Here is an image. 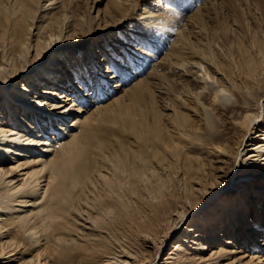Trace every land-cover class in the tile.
<instances>
[{"label": "bare ground", "instance_id": "bare-ground-1", "mask_svg": "<svg viewBox=\"0 0 264 264\" xmlns=\"http://www.w3.org/2000/svg\"><path fill=\"white\" fill-rule=\"evenodd\" d=\"M42 1L0 0V87L12 80L21 83L6 92L4 102L0 99V257L23 246L21 253L29 256H22L20 264H106L120 253L127 258L122 264H153L170 235L184 227V238L169 242L173 248L162 264H264V258L255 256L243 261L248 256L245 247L264 249L260 216L264 194L257 193L264 192V103L252 90L241 89L234 77L254 75L264 62V42L256 34L251 38V48H258L262 60L251 51L238 59L233 45L227 47L230 64L224 66L213 43L226 38L228 27L208 30L203 13L197 11L177 29L174 47L154 67L164 71L150 72L152 80H139L133 94L127 95L133 104L147 94L148 108L139 110L142 117L118 120L121 135L96 141L97 126L107 120L104 114L116 112L108 103L98 105L105 101L103 86L113 80L114 88L121 89L145 73L156 48H167L171 30L185 20V14L169 7L154 10L158 7L154 4L152 12H143L149 16L130 17L135 8L130 10L125 3L118 13L124 21L131 20L130 29L112 19L120 32L111 53L105 33L100 46H90V38L97 35L93 31L97 16L77 13L76 0H46L43 6ZM99 1L91 0L90 12ZM209 1L217 14L218 4ZM258 1L264 5V0ZM111 2L112 11L124 6V0ZM239 25L246 37L248 25L245 21ZM199 31L204 38L196 37ZM104 44L103 55L97 48ZM245 45L240 38L241 54L248 51ZM63 53H70L64 59H72V67L61 79L56 78L55 66L48 79L37 76L53 86L35 85V73L24 79L51 56V62L60 61ZM108 60L106 72L99 71ZM205 64L214 65L220 76ZM223 78L233 82L232 89ZM95 83L97 96L90 98L86 93ZM156 92L166 97L159 99ZM73 97L78 103L68 107ZM186 97L198 103L204 127L192 125L189 115L176 112L167 127L162 112H173V104ZM113 102L126 114L137 105L128 100L118 103V97ZM87 103L97 105L90 115ZM3 157L11 158L13 167L5 165ZM237 164L242 171L248 164L255 173L234 176L231 187L222 192L220 179H231ZM16 169L23 171V177L13 184L10 175ZM175 186L183 187L182 196L173 191ZM210 197L214 199L208 202ZM215 202L218 208H213ZM199 209V220L186 227ZM245 219L249 224L243 231ZM233 221L235 233L228 226ZM257 229L262 232L261 242ZM146 247L150 252L144 251Z\"/></svg>", "mask_w": 264, "mask_h": 264}, {"label": "rangeland", "instance_id": "rangeland-1", "mask_svg": "<svg viewBox=\"0 0 264 264\" xmlns=\"http://www.w3.org/2000/svg\"><path fill=\"white\" fill-rule=\"evenodd\" d=\"M88 1L90 3L89 5H88ZM137 1L135 2L133 0H124V6L122 5L119 8V10L117 9V10L112 11L114 8H113V4H112L111 0H101V1H99V4H94V8L91 9L92 10L91 12H90V8H88V6L90 7V5L93 4V2H91V0H87L85 2H84V0H76L74 2V8H75V11H77V13L82 14V15H86V16L90 15V13H91L93 18L97 16V18L94 20L95 22L93 23V31L97 35L90 38V40H89L90 46L91 47L92 46L97 47V44H99V46H100L101 43H103V41H101V39L103 38L102 34L105 33V36L107 37L106 39L111 44V47H110L111 50L108 51L111 53H112V44H115V42H114L115 36H117V35L119 36V32H120L119 28L113 27L114 26L113 20L114 19L116 20V22L118 23V26H126L124 28L125 30L130 29L129 26H130L131 20L124 21V19H125V18H123L124 15H120L118 13L120 11H123L127 5L130 7V10L132 7L135 8L130 17H132L133 15L140 14V13L143 14L141 16L138 15L141 18L149 16L147 13H143V12H145V11H147L148 13L152 12L153 11L152 7L154 4H156L158 6V7H154V10L161 9L162 7H165V8L169 7L172 10L176 9V10L183 11L182 14L183 15L185 14L184 15L185 18L183 16V19H185V20L184 21L182 20L183 22L178 21L177 24H179V25H175L174 28L171 30L173 32L171 33V35L169 34L170 36L168 37V40H166V44H165L166 45L165 48L166 47L167 48L165 50H161V51H160V47L156 48L155 52L157 53V55L153 59V61L151 60L148 67L145 69V73H143L142 75H139L137 77L135 76L134 78H136V79H132L131 81H129L127 83V85L125 87H122L121 89H119V86L117 88H114L116 83L111 84V82H113V80L110 81L109 84L103 86L102 92L105 93V96H106L105 101L103 103H99L98 105L108 103L109 106L111 107V109L116 110V112L113 114H112V112L111 113L106 112L104 114L106 116L107 120L103 121L101 123V125L97 126L96 141L100 138H102L100 140H103V139L108 140V139H112L116 136L121 135L122 133H120V131L122 129L116 125L118 120H120V119L124 120L126 118V116H132L136 120H138L142 117V115L139 114V110L141 108L144 110H146L145 108H148L149 99L147 97V94L144 95V97L141 99V102L137 101L136 103H133V104H130L132 96L127 98V95L133 94L134 89H135L134 85L139 80L145 81V79H147V80L151 81L152 77L148 76L150 74V72H153L154 70L159 71V72L164 71L163 70L164 68L161 70L160 68L154 69V67L158 66V64H160L162 62V58L164 57V55H166L168 52H170L172 50V48L174 47L173 43L176 41L177 33L179 34V32H180L177 29L181 30L183 28V25L186 24V22L188 21V19H190V21H191V18H189V17L192 16L194 13H197V11H200L203 13L208 30L209 29L213 30L215 28L217 29V28L221 27L224 31V28L228 27L227 29H225V30H227L226 31V33H227L226 38L222 40V38L224 37L223 36L221 39L218 38L216 40V42L213 43V51L216 54V58L219 60V62H223L224 66L230 64V55H228V52L226 49H227V47H232V45H233V49H234L233 50L234 54H235L236 58H238V59H240L241 56H243V55L249 56L250 55L249 51H251L252 53L256 52L255 54L259 58H261V60L263 59L262 54L258 52V50H257L258 48L256 46L251 48V46H252L251 45V42H252L251 38L254 36V34L257 35L256 38H258L260 42H262V43L264 42V5L259 3L258 0H256V1L255 0H253V1H251V0H237V1L236 0H215V2L218 4L217 10H216L217 14H215V10H213L211 5H209L210 4L209 0H161V2H159V3H158V0H137ZM125 3H126V6H125ZM44 4H46V0L42 1V6ZM259 5H262V6H259ZM99 9L101 10L100 13H98ZM237 17H239V18L237 19ZM111 20H112V22H110ZM238 20H240V21H238ZM243 21H245L246 25H248V27L246 26V28L250 29V32H249V34H246V37H244L242 31H240L239 22L243 23ZM220 23H222V25H220ZM107 27H109V29L106 30ZM186 30H188V29H186ZM36 32H37V30H35L34 34ZM185 32H188V31H185ZM196 37L197 38H204V36H202L200 31L197 33ZM240 38L243 40L244 44L247 45L248 51L244 52V54H241L238 50V41ZM34 39H35V37L32 38V40H34ZM249 39H250V41H249ZM129 43H130V41H128V40L126 42H124L125 48H127L126 44H129ZM118 45L119 44H116L114 46L120 48L121 46H118ZM106 46L107 45L104 44L102 48H100V47L97 48L98 51H100V54L104 55L103 48ZM127 53H129V52H127ZM69 54L70 53H63L62 56H60V58H62V59L60 61H56L55 63L51 62L54 60V57H52V56L49 57V61L47 64L43 65L41 68H38V67L35 68L36 72H30L29 74L24 76L25 78L24 77L23 78L26 79L27 76L35 73L34 74V76H35L34 80L36 82L35 81L33 82V83H35V85L40 86V87H46V88H47V86H53L51 84L48 85V83H50V81L47 82L45 80L38 79L37 76L39 75L41 77H45V79H48L46 77V75L51 71L52 67L55 66L57 68L56 73L58 75L56 78L58 80L61 79L64 75L65 69L69 70L68 67H72V59H69V60L64 59ZM78 54H79V56L83 55V57H85V55H86L83 52H79ZM47 58H46V60H47ZM196 60H199V59H195V61ZM134 62H137V60L135 59ZM69 63H70V65L68 66ZM107 65H110L109 60L105 64H102L101 68H99L98 70L101 72H106ZM205 65H206L207 69L212 72V74L215 73L217 75V73H216L217 69L214 67V65H212V64H205ZM257 66H258L257 71L254 73L255 76L253 75L252 77H248L244 74L238 73L237 76H236V74H234V77L236 78L235 82L240 86L241 89L252 90L253 93H255L257 95V97H260V96L263 97L262 102L264 103V62H260V64H258ZM134 67H135V65L133 66V68ZM221 67L223 68V66H221ZM218 72L220 73L221 71H218ZM217 76H220V75H217ZM223 80L228 82L224 78H223ZM99 81H101V79H99ZM3 83H4V81H3ZM118 83H120V82H118ZM232 83H233L232 81L228 82V86L231 89H232V85H233ZM69 84H70V82H69ZM101 84H102V82L100 83V85ZM6 86L4 88L0 87L1 102H4L3 100L5 98L4 96L6 95V92L12 90L14 87H16V88L20 87L21 83L16 84V80H12ZM96 86H97V83H95L94 85H89V92L90 93L87 92L86 94H89L90 98L92 97L91 96L92 94L95 97L97 96L95 89L93 90V88ZM18 92L19 91L17 89L16 93H18ZM156 93H157L156 96L159 99L166 97L161 92H156ZM42 96H46V95H42ZM79 97L80 98L82 97V93L79 95ZM116 97L119 98L118 103L126 102L128 100V103L131 106L136 105V104L137 105L132 108V110L130 111L129 114H126L124 112L125 109L122 110L118 104H117V106L114 105L113 101ZM76 99L77 98L73 97L72 101L68 102L69 103L68 107L69 106L71 107L73 105V103H76V102L78 103V101ZM73 100L75 102H73ZM88 100L89 101L86 100V102H94V99H92V100L88 99ZM183 101H184L183 103L179 102V103H176L175 105L173 104V106H172L173 112H169V113L162 112L163 118L166 119L165 124L167 125V127H168V125L170 126L172 124V117L174 115V112L181 113V114L185 113V114L190 116V118H188V119H190L192 121V125H195V124L198 125L199 124L200 128L204 127L203 122H202L203 115L201 114L200 107L198 106V103L194 100V98L186 97ZM54 102H56V101H54ZM96 107H97V105H93V104L89 105L88 103L85 106V108H87V110L89 111L88 112L89 115L94 111V109ZM197 113H199V115ZM86 114H87V112L84 113L81 116V118L84 115L86 116ZM114 114H116V115H114ZM198 122H200V123H198ZM256 133H258V131ZM3 138H4V136H3ZM3 141H5V140H3ZM1 145L6 146L7 143L5 144L4 142H1ZM2 159H5V165H7L8 167L13 165L14 161H12L11 158H9V157L4 158L3 157ZM251 168L252 167H248V164H247L246 167L242 171V170H240L241 168H239L238 164L235 165L234 166L235 170L232 173L231 179L227 178V177L220 179V181L223 182L222 187H221L222 188L221 191L222 192L224 190L227 191L228 188L231 187V185H232L231 180L234 178V176L238 177L242 172H243V174L248 173V172H250L251 174H254L255 173L254 171H250ZM239 170H240V172L237 174V172ZM22 172L23 171L16 169L14 171V173H12V175H10V178H14L13 184H16V182H19V180L23 177ZM263 175H261V177ZM246 180H250V182L258 181V179L254 180V178H247ZM173 185H177V180H176V183L174 182ZM174 188H176V191L175 190H173V191L175 193L177 192V194L179 192V195H181L184 192V189H182L183 188L182 186L181 187L175 186ZM177 188H179V189L181 188L182 190L181 189L180 190L182 192L180 190H178ZM255 190L257 191V189H255ZM237 193H238L237 191H234L233 194H237ZM241 193H243V189H241L239 191V195ZM257 193L260 196L262 195V193L264 194L263 191L257 192ZM233 196H235V195H233ZM213 199H214L213 197L208 198V202L212 201ZM261 199L264 201V195H262ZM13 204H16V202ZM215 204H216V202H215ZM17 205H18V202H17ZM207 205H204L202 207L203 209L201 208L202 210L199 209V212L193 211L192 216L190 217L191 221L185 226L188 227V225L191 226L193 223L197 222L199 220V217L196 214L197 213L200 214V212L203 211L204 208L206 209ZM192 208L190 207V210ZM213 208H218V204H216L215 207L213 206ZM16 209H17V211L22 210V208L20 206H16ZM16 209H14V210H16ZM262 210H263V208H262ZM250 216H252V214H250L249 217ZM260 216H261L262 222H264V215L262 214ZM247 218H248V215H247ZM232 219L233 218H231L230 221H232ZM188 221H189V219L186 222H188ZM248 222H249L248 219H245V221H243L242 225L245 228H243V229L241 228V230H243V231L247 230V226L249 224ZM220 224L218 223L219 227H220ZM228 226H229V228L231 226V230L234 229L233 230L234 233L237 232V226H236V224H234V221H233V224H231V225L229 224ZM256 227H258L259 229H260V227L262 228V226H260V225H257ZM183 228L184 227H180L178 229V233L173 232V234L170 235V237L167 239L168 243H167L165 249L163 248L161 250L162 253L156 258V261L153 264H162L165 261V259H163V258H166L170 249L173 248L169 242L172 239H174L173 240V243H174V242H177L179 240H182L181 238H184L183 237L184 233H182ZM259 229H257V230H259ZM218 233H220V232H218ZM229 234H231L230 231L228 232V236H229ZM258 236H259V242H261L263 240L261 230H259V232H257V237ZM133 238L134 237H132L131 241H133ZM237 242H239V241H237ZM173 243H171V244H173ZM140 246L142 247L141 244H140ZM149 249L151 250V248L146 247L144 249V251L150 252ZM23 250H24L23 246H21L16 251H13L9 254H5L4 256L0 257V264H20L22 256H24L23 258H26L29 256V255H26L27 253H25V252L21 253ZM244 250H246V253L248 254L247 257L243 258L244 262L249 261L252 256H255V257L260 258V259L264 258V249H262V247L259 250L258 249L255 250L253 247H251V248L245 247ZM121 251H122V249H121ZM118 252H120V248H118ZM244 255H242V256H244ZM261 255H262V257H261ZM111 259L112 260H110L106 264H122V263H120L121 260L124 261L127 258H126V256L122 255V253H120L119 257L112 256ZM46 264H51V262L47 261ZM124 264H129V262H126Z\"/></svg>", "mask_w": 264, "mask_h": 264}]
</instances>
